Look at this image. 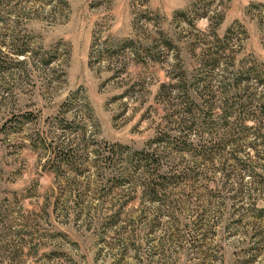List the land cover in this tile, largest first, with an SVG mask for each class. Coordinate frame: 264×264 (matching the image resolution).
Masks as SVG:
<instances>
[{"label": "rangeland", "instance_id": "rangeland-1", "mask_svg": "<svg viewBox=\"0 0 264 264\" xmlns=\"http://www.w3.org/2000/svg\"><path fill=\"white\" fill-rule=\"evenodd\" d=\"M0 61V264H264V0H0ZM182 76L204 85L194 141L225 130V101L256 102L245 195L234 205L220 169L232 146L198 161L205 179L185 187L197 229L194 203L159 217L140 180L117 179L120 145L147 149L178 125L182 100L161 87Z\"/></svg>", "mask_w": 264, "mask_h": 264}, {"label": "trees", "instance_id": "trees-1", "mask_svg": "<svg viewBox=\"0 0 264 264\" xmlns=\"http://www.w3.org/2000/svg\"><path fill=\"white\" fill-rule=\"evenodd\" d=\"M1 62V61H0ZM239 85V83H237ZM174 87L177 96L176 99L180 98L182 100L181 103H176L179 106V119L178 125L176 128H171L169 131H160L157 136L149 142V147L147 149H131L129 146L120 145V153L124 154L127 152V161L129 162V166L134 168V171L139 173L140 178L133 177V172L130 167L125 169L123 173L129 174L127 177L125 174L120 173L118 180H122V182H129L136 184L139 181V184L142 186V200L143 202L155 203L158 202L159 214H162L161 211L163 207H167V210H172L173 213L175 211L180 210V212L188 211L189 206H192L194 203L197 208L193 209L194 223L197 229V226L203 220V209L199 212V198L197 195L188 196L186 199V184L191 180L196 179H205L200 174L199 167L201 164L197 165V162H208V160L212 161V158L215 155L222 154L225 150H227L228 146H232L233 148V159L234 162L232 164V169H228L227 167H221L223 174L226 176V181L228 185H231V191L233 192L232 199L235 200L234 205L239 204V198H241L244 193L245 184L244 179L247 174L254 175L256 169L251 167L249 164L244 161L243 157L240 154H244L245 151H241L239 146L243 141V138L240 136L242 133H249L250 126H244V122L248 119L254 118L255 115L251 113V105H254L255 99L250 97H242L236 102L225 101V105L223 106V115L222 117L226 120L224 131L216 130V127L211 124L209 128L210 141L207 143H203L202 141H194L190 138V134L196 133L199 131V119L197 116L203 113V110L200 106V103H197V98L192 96L191 93L194 91L199 96L201 95V87L204 89V85L198 81L194 85L193 89H189L186 86L185 76H182L178 83L173 85H162L161 95L162 98L170 96L171 91H167L168 87ZM165 90V91H164ZM207 91V89H205ZM165 92V93H164ZM181 93V94H180ZM182 97V99H181ZM261 108L260 117H264V102H258ZM231 104L230 106H227ZM238 108V111L236 110ZM197 114V116H196ZM234 116V122L230 121L228 118ZM208 118L204 116V120L207 122ZM198 120V121H197ZM239 124L241 126H239ZM244 127V128H243ZM264 127L258 129L257 132H253L256 138L262 143L259 144L261 146V150H258V156L264 160ZM176 129L177 132H171V130ZM251 143H247L250 145ZM257 144V145H258ZM256 144L253 147L257 150ZM252 146V145H250ZM118 150V149H116ZM115 150V151H116ZM182 155H190V162L196 163L197 167L193 168L188 165H184V159H182ZM124 170V169H123ZM132 178V180H131ZM233 178V182L232 181ZM231 183V184H230ZM257 185H264L263 179L257 180ZM138 185V186H140ZM173 189H179L178 197L171 198L170 195ZM185 196V198H184ZM195 198L196 200H192ZM197 199L199 201H197ZM195 219H198L195 222ZM178 218L175 217V214H172V223L178 224ZM197 237V236H196ZM197 240V239H196Z\"/></svg>", "mask_w": 264, "mask_h": 264}]
</instances>
